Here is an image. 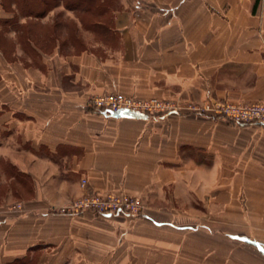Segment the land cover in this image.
Here are the masks:
<instances>
[{"label":"crops","instance_id":"crops-1","mask_svg":"<svg viewBox=\"0 0 264 264\" xmlns=\"http://www.w3.org/2000/svg\"><path fill=\"white\" fill-rule=\"evenodd\" d=\"M99 4L101 31L67 7L58 39L56 8L0 0V264H264V127L191 110L264 98V0ZM105 93L181 111L118 117ZM94 193L142 213L60 212Z\"/></svg>","mask_w":264,"mask_h":264},{"label":"built area","instance_id":"built-area-1","mask_svg":"<svg viewBox=\"0 0 264 264\" xmlns=\"http://www.w3.org/2000/svg\"><path fill=\"white\" fill-rule=\"evenodd\" d=\"M91 106L97 111L105 112L118 117L124 115L166 117L179 114L181 109L177 105L160 99L142 100L121 93H105L90 99ZM198 115H208L224 119L236 126L256 124L264 127V98L256 103L242 105L227 101L209 100L198 107H191ZM87 180H82L85 187ZM18 215L26 214L21 202L10 207ZM143 207L138 199L123 194L102 195L99 193L87 194L73 201L61 209V213L72 217L84 213H94L101 216L126 215L137 217L142 213Z\"/></svg>","mask_w":264,"mask_h":264},{"label":"trees","instance_id":"trees-1","mask_svg":"<svg viewBox=\"0 0 264 264\" xmlns=\"http://www.w3.org/2000/svg\"><path fill=\"white\" fill-rule=\"evenodd\" d=\"M21 9V15L24 17H36L41 18L45 16L47 11V6L49 5L45 0H11ZM100 0H68V8H81L86 12L79 16V20L87 28L92 29L93 31H101L103 29L104 20H99V16H103V13L100 12ZM102 5V4H101ZM85 16H88L89 24L85 22ZM26 28V27H25ZM31 30H25L24 33L30 34ZM71 39L75 38V31L68 35ZM65 45H61V48Z\"/></svg>","mask_w":264,"mask_h":264},{"label":"rangeland","instance_id":"rangeland-1","mask_svg":"<svg viewBox=\"0 0 264 264\" xmlns=\"http://www.w3.org/2000/svg\"><path fill=\"white\" fill-rule=\"evenodd\" d=\"M50 7V10L53 8H56L55 11V33L56 38L58 39H67V35H70L74 31V26H71L67 21V3L68 0H45ZM65 11H64V10ZM85 22L86 24H89L88 16H85ZM77 50L79 47H76ZM62 50L67 51V42L64 47H62Z\"/></svg>","mask_w":264,"mask_h":264}]
</instances>
